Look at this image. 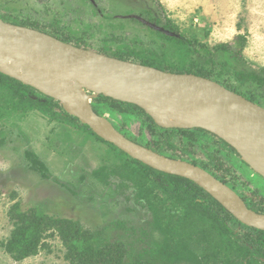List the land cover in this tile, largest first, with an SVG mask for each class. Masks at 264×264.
<instances>
[{
    "label": "rangeland",
    "instance_id": "1",
    "mask_svg": "<svg viewBox=\"0 0 264 264\" xmlns=\"http://www.w3.org/2000/svg\"><path fill=\"white\" fill-rule=\"evenodd\" d=\"M165 18L185 38L210 50L223 43L237 48L233 39L244 35V65L228 60L224 52L214 53V64L205 66L203 72L264 108V85L237 80L238 72L249 70L264 79V0H0L4 22L37 23L38 31L69 37L72 43L97 53L134 49L156 64L198 71L189 66L197 55L185 56L180 51L179 44L170 39L177 35L162 27ZM190 48L202 55L200 45ZM32 96L43 98L37 93ZM100 113L142 145L158 140L157 133L146 131L141 118L106 106ZM171 143L172 148L162 145L160 153L206 166L235 191L264 198V179L211 138L174 135ZM140 170L78 120L67 122L41 114L0 81V264H70L57 236L46 239L47 250L21 262L5 253L1 243L13 229L8 212L15 203L23 211L36 208L51 217L76 220L91 231L120 223L127 230L121 235L134 234L135 239L144 229L169 250L178 254L188 250L190 259H171L166 264H264L238 251L244 229L228 224L233 232L224 238L220 224L208 212L185 204L157 182L144 180ZM225 241H230V249Z\"/></svg>",
    "mask_w": 264,
    "mask_h": 264
},
{
    "label": "water",
    "instance_id": "2",
    "mask_svg": "<svg viewBox=\"0 0 264 264\" xmlns=\"http://www.w3.org/2000/svg\"><path fill=\"white\" fill-rule=\"evenodd\" d=\"M0 74L58 102L66 114L132 160L193 182L239 223L264 232V214L250 210L230 187L199 166L129 140L93 111L91 101L104 96L135 105L161 128L210 132L264 179V108L259 105L210 79L119 60L1 19ZM187 103L196 104L200 114L188 126H163L152 115Z\"/></svg>",
    "mask_w": 264,
    "mask_h": 264
},
{
    "label": "trees",
    "instance_id": "3",
    "mask_svg": "<svg viewBox=\"0 0 264 264\" xmlns=\"http://www.w3.org/2000/svg\"><path fill=\"white\" fill-rule=\"evenodd\" d=\"M155 22L157 24L159 23L157 21ZM12 24L19 25L18 23ZM26 26L31 29L33 28L34 30H40V27L37 23H32ZM162 27L165 31L177 35V38L170 39L176 41V43L179 44L180 51L182 50L185 56H188L190 53H195V55H197L196 61H190L189 66L192 69L197 68L198 71L189 70L185 68V66L176 68L173 66H162L161 64H156L148 58L140 56L134 49L118 50L113 53L101 51L99 53L123 61L138 62L141 65L153 67L168 73L193 74L210 80H213V78L207 73L203 72V68L205 66L214 64V53L224 52L227 54L228 60L234 61L237 65L245 64L242 52L246 47L247 40L244 35H237L233 39L237 42V48H232L229 44L223 43L214 46L213 50H210L204 44L191 42L185 38V36L180 33L178 27L173 24L169 18H165V24ZM46 34L57 38L62 42L72 44L78 48H83L86 50L85 46L79 43H72V40L69 37L64 38L63 36L55 33ZM193 45H200L199 51H202V55L199 52L191 50L190 46ZM237 80L240 83L254 82L264 85V79L252 70L238 72ZM0 81H2L9 89L15 92L19 98L24 99L32 108L41 114L56 120H64L67 122L77 121V119L66 114L58 102L41 95L32 88L24 86L20 82L2 74H0ZM222 86L238 94V92H236L234 89L224 85ZM33 93H37L43 98L34 97L32 96ZM244 98L254 103L252 99L246 97ZM91 106L93 111L99 116H101V107L106 106L119 113L129 114L141 118L143 124L146 125V131L149 134L154 135L157 133L158 135V140L153 142L152 145H142L133 136H128L122 132L121 129H118L114 125L113 126L129 140L155 152H158L162 145L172 148L173 145L171 140L173 139L174 135H181L189 139H197L199 137L207 138L206 135L204 136L203 131L200 130L161 128L154 123L151 117H149L142 109L138 108L137 106L114 101L104 96H98L96 99L92 100ZM57 107L60 108L59 112L56 109ZM85 128L91 132L87 126H85ZM220 142L222 143L223 141ZM227 147L230 148L231 151L235 152V150L230 146L227 145ZM125 156L128 157L127 155ZM172 158L180 159L175 156H172ZM129 159L131 162H134L140 167L141 172H139V176H142L141 178L144 180L149 179L154 182H156L158 178L161 179V184L159 187H163L167 192L171 193L175 198L182 200V202L185 204L187 203L190 206L197 207L199 210L208 212L209 215L215 218L220 224L221 235L224 238H229L233 232V230L228 227V224L244 229L239 240L237 241L236 247L238 251L246 257H252L264 262V232L255 230L253 228H248L239 223L218 202H216L204 190L199 188L193 182L177 176L157 172L138 161L132 160L131 158ZM189 162L193 165H196L195 162ZM199 167L209 172L219 181L226 184L225 181H222V179L216 176L215 173L208 167ZM121 175H123L125 178L132 179L131 176L124 172L121 173ZM140 192L144 194L146 193V190L140 187ZM143 194H140L141 198H144ZM201 199L207 200L208 203L201 204L197 202ZM242 199L248 200L246 204L250 210L258 214H264V198L258 197L257 195L255 196L254 194L252 197L242 196ZM220 212L224 213L222 217L219 216ZM8 217L12 222L13 229L9 238L5 242H2L1 246L5 253H7L15 262H21L30 257L38 255L41 251L47 250L49 246L45 241L48 237L52 236H57L60 240L62 246L65 249L64 259L70 264H166V262L171 259L174 261L190 259L188 250H181L179 254L176 250H169L165 244L156 241L153 238V235L144 229L139 231V236L135 235V239H133L134 234L126 236L127 238L131 237L133 239L132 241L127 242L124 239L126 237L121 235L123 234V230H127L120 223L109 226L107 225L102 230L91 231L84 229L76 220L51 217L45 214L42 210L36 208L23 211L21 210L19 203H15L11 206L8 212ZM113 236H116L117 238L114 239ZM226 242L227 241H225V246L230 249V247H232L230 246V241L227 243Z\"/></svg>",
    "mask_w": 264,
    "mask_h": 264
},
{
    "label": "bare ground",
    "instance_id": "4",
    "mask_svg": "<svg viewBox=\"0 0 264 264\" xmlns=\"http://www.w3.org/2000/svg\"><path fill=\"white\" fill-rule=\"evenodd\" d=\"M152 115L155 120L163 126H188L200 118L199 110L194 103H187L179 108L153 111Z\"/></svg>",
    "mask_w": 264,
    "mask_h": 264
},
{
    "label": "flooded vegetation",
    "instance_id": "5",
    "mask_svg": "<svg viewBox=\"0 0 264 264\" xmlns=\"http://www.w3.org/2000/svg\"><path fill=\"white\" fill-rule=\"evenodd\" d=\"M158 22V21H157ZM156 23V22H155ZM190 130H200V131H203V134H204V136L206 135V137L208 138V139H212V141H214L217 145H219V148H221V149H223V150H225V151H227V152H229L231 155H233L234 157H236L237 159H239V160H241V157L236 153V151L235 152H233V151H231V149L230 148H228L227 147V145L228 144H226L223 140H221V139H219V138H217L215 135H213L212 133H210V132H207V131H205V130H202V129H190ZM220 141H223L222 143L220 142ZM229 146V145H228ZM233 149V148H232ZM153 151V150H152ZM155 152V151H154ZM156 153H158V154H160V155H163V154H161V153H159V152H156ZM163 156H165V157H167V158H170V159H173V160H180V161H184V162H188V163H190L189 161H187V160H183V158L182 159H175V158H172V156H166V155H163ZM246 165V164H245ZM247 166V165H246ZM201 168V167H200ZM160 181H161V179H157L156 180V182H157V184L158 185H160L161 183H160ZM225 185H227V184H225ZM228 186V185H227ZM228 187H230V186H228ZM231 189L233 188V187H230ZM234 189V188H233ZM232 189V190H233ZM241 199H242V196H244V197H252L254 194H245V193H239V192H237V191H235V189L233 190ZM256 196V195H255ZM243 200V199H242ZM244 201V203L246 204V202L248 201V200H243ZM187 204V203H186ZM246 206H247V204H246ZM256 230V229H255Z\"/></svg>",
    "mask_w": 264,
    "mask_h": 264
}]
</instances>
